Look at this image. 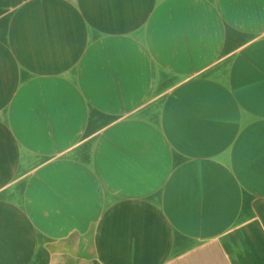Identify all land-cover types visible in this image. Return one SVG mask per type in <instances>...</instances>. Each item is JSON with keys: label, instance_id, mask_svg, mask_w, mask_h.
<instances>
[{"label": "crops", "instance_id": "0c3cea01", "mask_svg": "<svg viewBox=\"0 0 264 264\" xmlns=\"http://www.w3.org/2000/svg\"><path fill=\"white\" fill-rule=\"evenodd\" d=\"M0 264H264V0H0Z\"/></svg>", "mask_w": 264, "mask_h": 264}]
</instances>
